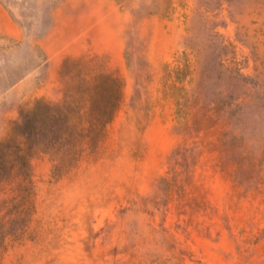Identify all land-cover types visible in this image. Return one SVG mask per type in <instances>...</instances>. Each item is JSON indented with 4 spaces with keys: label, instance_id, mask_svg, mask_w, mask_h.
<instances>
[{
    "label": "rangeland",
    "instance_id": "374dc122",
    "mask_svg": "<svg viewBox=\"0 0 264 264\" xmlns=\"http://www.w3.org/2000/svg\"><path fill=\"white\" fill-rule=\"evenodd\" d=\"M0 264H264V0H0Z\"/></svg>",
    "mask_w": 264,
    "mask_h": 264
}]
</instances>
